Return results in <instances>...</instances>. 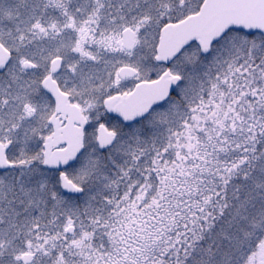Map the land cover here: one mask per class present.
I'll list each match as a JSON object with an SVG mask.
<instances>
[{"label": "snow or ice", "instance_id": "6c2138e0", "mask_svg": "<svg viewBox=\"0 0 264 264\" xmlns=\"http://www.w3.org/2000/svg\"><path fill=\"white\" fill-rule=\"evenodd\" d=\"M0 264H264V0H0Z\"/></svg>", "mask_w": 264, "mask_h": 264}]
</instances>
